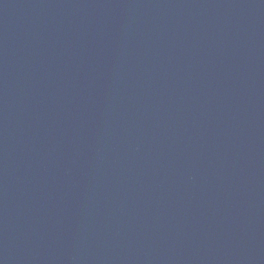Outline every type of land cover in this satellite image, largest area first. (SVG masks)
Returning <instances> with one entry per match:
<instances>
[{
    "label": "water",
    "instance_id": "obj_1",
    "mask_svg": "<svg viewBox=\"0 0 264 264\" xmlns=\"http://www.w3.org/2000/svg\"><path fill=\"white\" fill-rule=\"evenodd\" d=\"M0 264H264V0H0Z\"/></svg>",
    "mask_w": 264,
    "mask_h": 264
}]
</instances>
